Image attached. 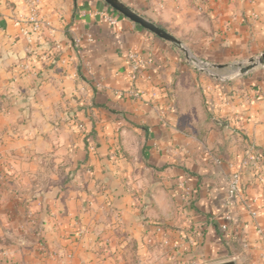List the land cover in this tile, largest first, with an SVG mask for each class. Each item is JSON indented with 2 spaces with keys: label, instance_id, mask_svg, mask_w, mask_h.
<instances>
[{
  "label": "crops",
  "instance_id": "1",
  "mask_svg": "<svg viewBox=\"0 0 264 264\" xmlns=\"http://www.w3.org/2000/svg\"><path fill=\"white\" fill-rule=\"evenodd\" d=\"M119 1L196 61L103 0H35L28 44L27 4L0 0V264H264V66L229 72L264 52V0Z\"/></svg>",
  "mask_w": 264,
  "mask_h": 264
},
{
  "label": "built area",
  "instance_id": "2",
  "mask_svg": "<svg viewBox=\"0 0 264 264\" xmlns=\"http://www.w3.org/2000/svg\"><path fill=\"white\" fill-rule=\"evenodd\" d=\"M29 9V16L27 18L28 26L22 27L20 29V34L23 38H25L28 44L32 43L33 36L39 35L43 28H49L50 22L47 19L40 17L36 13V3L35 0H23ZM104 20L108 21L111 24H115L116 20L108 15H103ZM85 39L86 41H91L92 36L91 34H86L84 37H75L72 41L74 47L78 48L80 46L81 41ZM127 58L130 61V70H131V77L134 78L135 74L138 73L144 66H145V59L140 56L135 51H130L127 54ZM124 93L118 92V96H123ZM136 95V94H135ZM261 162V154L253 148H250L246 151L243 158L239 161V169L230 173L228 177V184H227V202H241L243 200L242 197V190H241V170L249 167L253 170H258L259 165ZM176 186L181 190L182 193V201H185L188 194L189 189L186 186V180H177ZM182 214L186 215V211L184 208L181 209ZM252 216H255L254 212H251ZM152 235L148 239L151 241L153 239V234L161 231V226L156 225L152 230ZM258 235L261 237L263 242V250H264V232L260 229L257 230ZM264 257V253H263Z\"/></svg>",
  "mask_w": 264,
  "mask_h": 264
},
{
  "label": "water",
  "instance_id": "3",
  "mask_svg": "<svg viewBox=\"0 0 264 264\" xmlns=\"http://www.w3.org/2000/svg\"><path fill=\"white\" fill-rule=\"evenodd\" d=\"M103 1L108 6H110L112 9H114L115 11L120 13L121 15L125 16L130 21H132L133 23H136L141 28H143V29L151 32L155 36H157L161 39L167 40V41L171 42L173 45L177 46L181 51H183V53L185 54V56L188 59H190L192 61H196V59H194L193 57H191L189 55V51L182 44V42L180 40H178L176 37H174L171 33L166 31L165 29H163L162 27H159L155 23H153V22L147 20L146 18L142 17L141 15L135 13L129 7H127L126 5L121 3L119 0H103ZM257 65L264 66V52H262L260 55H258L256 57H251L248 60V64L240 66L237 72L241 73V74L246 73L247 71L251 70L253 67H255ZM213 66L220 67L221 65H213ZM198 69L202 72L210 73V75L216 77L213 73L210 72V70H209V68H207V66H200ZM209 264H237V262L234 258H231V259H226V260H222V261H218V262H214V263H209Z\"/></svg>",
  "mask_w": 264,
  "mask_h": 264
},
{
  "label": "trees",
  "instance_id": "4",
  "mask_svg": "<svg viewBox=\"0 0 264 264\" xmlns=\"http://www.w3.org/2000/svg\"><path fill=\"white\" fill-rule=\"evenodd\" d=\"M193 200H194V192L193 191H189V194H188L186 200L183 201L182 203H183L184 206H187V207L189 206L190 207ZM154 226H156V225H154Z\"/></svg>",
  "mask_w": 264,
  "mask_h": 264
},
{
  "label": "rangeland",
  "instance_id": "5",
  "mask_svg": "<svg viewBox=\"0 0 264 264\" xmlns=\"http://www.w3.org/2000/svg\"><path fill=\"white\" fill-rule=\"evenodd\" d=\"M248 64V61H246L243 65H247ZM194 65V64H193ZM201 65H199L198 63H196L195 64V67H196V69H198L199 67H200ZM199 70V69H198ZM237 66H233V67H231V68H229V72L230 73H233V72H237ZM229 73V74H230Z\"/></svg>",
  "mask_w": 264,
  "mask_h": 264
}]
</instances>
